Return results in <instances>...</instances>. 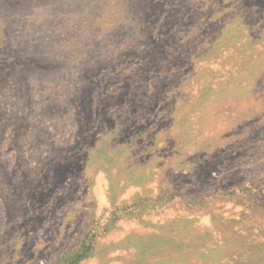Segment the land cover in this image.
Returning a JSON list of instances; mask_svg holds the SVG:
<instances>
[{
	"label": "rangeland",
	"instance_id": "1",
	"mask_svg": "<svg viewBox=\"0 0 264 264\" xmlns=\"http://www.w3.org/2000/svg\"><path fill=\"white\" fill-rule=\"evenodd\" d=\"M0 264H264V0H0Z\"/></svg>",
	"mask_w": 264,
	"mask_h": 264
},
{
	"label": "trees",
	"instance_id": "2",
	"mask_svg": "<svg viewBox=\"0 0 264 264\" xmlns=\"http://www.w3.org/2000/svg\"><path fill=\"white\" fill-rule=\"evenodd\" d=\"M80 256H81V255L76 254V256H75V260H76L77 258H80Z\"/></svg>",
	"mask_w": 264,
	"mask_h": 264
}]
</instances>
